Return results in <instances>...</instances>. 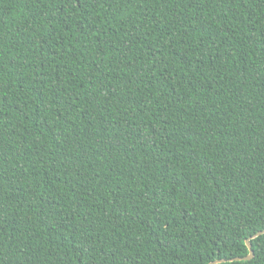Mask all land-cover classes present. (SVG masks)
Wrapping results in <instances>:
<instances>
[{
  "label": "trees",
  "instance_id": "16d2710c",
  "mask_svg": "<svg viewBox=\"0 0 264 264\" xmlns=\"http://www.w3.org/2000/svg\"><path fill=\"white\" fill-rule=\"evenodd\" d=\"M262 230L264 0H0V264H264Z\"/></svg>",
  "mask_w": 264,
  "mask_h": 264
},
{
  "label": "water",
  "instance_id": "95a60500",
  "mask_svg": "<svg viewBox=\"0 0 264 264\" xmlns=\"http://www.w3.org/2000/svg\"><path fill=\"white\" fill-rule=\"evenodd\" d=\"M263 233H264V230H262V231H260V232H257V233L254 235V237L259 236V235H261V234H263ZM245 245H246V247H247V249H248V255H247L246 257H235V258H230V259H228V261L231 262V261L250 260V259L254 256V254H253V251H252V249H251V244H250V242H249V239L245 240ZM223 262H225V260H216V261L210 262L209 264H219V263H223Z\"/></svg>",
  "mask_w": 264,
  "mask_h": 264
}]
</instances>
